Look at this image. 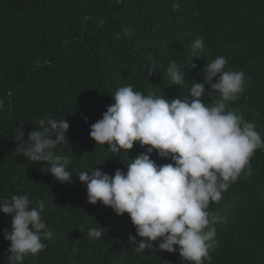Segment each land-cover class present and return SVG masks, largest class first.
Instances as JSON below:
<instances>
[{"label":"trees","instance_id":"obj_1","mask_svg":"<svg viewBox=\"0 0 264 264\" xmlns=\"http://www.w3.org/2000/svg\"><path fill=\"white\" fill-rule=\"evenodd\" d=\"M197 38L205 44L193 61L197 67L186 68L184 84L170 85L168 65L183 68ZM217 56L246 80L227 110L255 123L264 140V0H0V199L27 194L32 207L45 201L42 219L52 232L44 250L23 264H190L178 252H136L128 214L89 203L75 173L95 166L109 174L126 171L131 157L146 150L136 142L128 154L113 155L89 135L118 88L131 84L146 95L184 99L194 79L204 82L203 68ZM205 89L211 91L210 85ZM218 99L213 94L204 102ZM42 118L70 124L69 144L58 149L70 158V184L16 149L18 127L26 140ZM151 158L158 165L171 162L155 151ZM250 165L252 174L242 172L209 206L221 219L215 224L217 247L204 264H264V148L255 150ZM10 223L11 216L0 212V264H9L3 230ZM90 228L104 236L90 239Z\"/></svg>","mask_w":264,"mask_h":264},{"label":"clouds","instance_id":"obj_2","mask_svg":"<svg viewBox=\"0 0 264 264\" xmlns=\"http://www.w3.org/2000/svg\"><path fill=\"white\" fill-rule=\"evenodd\" d=\"M204 49L203 39L197 38L191 44L192 58L183 68L174 61L168 65L170 85L186 82V68L197 67L193 61ZM227 63L224 56L207 61L204 82L194 79L184 99H165L134 90L131 84L122 86L112 95L114 103L106 106L102 118L90 125L89 135L96 145H107L113 155L128 154L136 142L146 148L131 157L126 171L118 168L109 174L95 166L75 173L86 187L89 203L99 202L119 216L128 214L135 227L129 242L138 253L158 248L178 252L190 264L210 262V252L218 243L215 224L221 218L209 206L222 200L242 172L252 174L250 158L264 148V140L255 123L227 110V103L236 101L246 87L244 73L226 70ZM152 73L148 68V75ZM205 84L211 91H206ZM213 94L219 99L206 105L204 97ZM81 118L88 122L86 115ZM34 124L26 140L24 129L18 127V153L32 164H46L47 172L59 182L72 183L70 158L58 151L59 146L69 144V122L42 118ZM154 151L171 162L158 165L151 158ZM31 204L27 194L0 199V212L11 216L10 228L3 230V238L10 241L9 264H23L27 256L44 250V240L52 239L42 219L45 201H38L36 207ZM102 236L100 228L88 231L90 239Z\"/></svg>","mask_w":264,"mask_h":264}]
</instances>
